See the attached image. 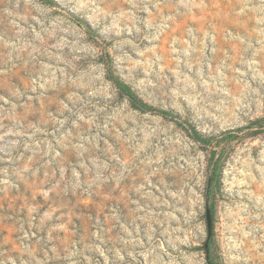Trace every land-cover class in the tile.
Returning a JSON list of instances; mask_svg holds the SVG:
<instances>
[{"label":"rangeland","instance_id":"374dc122","mask_svg":"<svg viewBox=\"0 0 264 264\" xmlns=\"http://www.w3.org/2000/svg\"><path fill=\"white\" fill-rule=\"evenodd\" d=\"M210 259L264 264V0H0V264Z\"/></svg>","mask_w":264,"mask_h":264},{"label":"trees","instance_id":"16d2710c","mask_svg":"<svg viewBox=\"0 0 264 264\" xmlns=\"http://www.w3.org/2000/svg\"><path fill=\"white\" fill-rule=\"evenodd\" d=\"M135 102V100H134ZM191 136L198 141L199 143H201L202 145H209L210 143L208 142V140L202 138L200 136V134H198V132H196V130H191L190 132ZM222 157L219 158H215L212 159V165H211V178H210V185H209V192L210 195L211 193H213L215 188L219 187V180H218V173L220 171V167H221V163H222ZM211 197V196H210ZM209 197V198H210ZM209 211L211 213V216L213 217L214 213H215V206H214V202L213 200H210L209 202ZM211 256V251H208V257L210 258ZM212 264H216L215 261L213 259H210Z\"/></svg>","mask_w":264,"mask_h":264},{"label":"water","instance_id":"95a60500","mask_svg":"<svg viewBox=\"0 0 264 264\" xmlns=\"http://www.w3.org/2000/svg\"><path fill=\"white\" fill-rule=\"evenodd\" d=\"M211 235V234H210Z\"/></svg>","mask_w":264,"mask_h":264}]
</instances>
